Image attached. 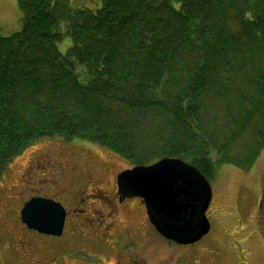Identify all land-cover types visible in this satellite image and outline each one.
Wrapping results in <instances>:
<instances>
[{
    "label": "trees",
    "instance_id": "16d2710c",
    "mask_svg": "<svg viewBox=\"0 0 264 264\" xmlns=\"http://www.w3.org/2000/svg\"><path fill=\"white\" fill-rule=\"evenodd\" d=\"M68 1L17 0L21 28L0 34V183L27 145L56 137L211 177L210 109L224 110L226 146H264V0Z\"/></svg>",
    "mask_w": 264,
    "mask_h": 264
},
{
    "label": "rangeland",
    "instance_id": "374dc122",
    "mask_svg": "<svg viewBox=\"0 0 264 264\" xmlns=\"http://www.w3.org/2000/svg\"><path fill=\"white\" fill-rule=\"evenodd\" d=\"M68 4L94 8L101 4V0H69ZM21 16L17 0H0V34L8 35L19 30ZM70 44L66 36L57 46L65 52ZM223 114L222 108L218 113L208 111L207 118L215 124H210L206 133L213 134V138L207 142L208 151L202 153L217 165L214 175L207 178L212 189L206 210L209 231L193 246L179 245L175 241L169 243L161 236H149L146 244L155 241V256L159 258L155 260L156 264H264V146L260 148V141L251 134L241 137L231 148L226 146L229 126ZM73 149L88 151L105 161L110 170L109 179L93 187L106 191L114 189V172L134 165L105 147L81 139L40 138L27 145L7 166L0 183V264H92L98 262L97 259L104 261V255L109 264H114L118 259L116 252L107 245L88 242L93 241L91 237L86 239L85 246L80 245L84 242L83 237L77 234L86 231L87 227L91 229L90 226L85 230L78 227L77 234L64 243L61 239L29 229L20 218V209L31 196L51 197L66 204L62 198L63 195L71 196L69 190L73 183L70 180L77 181L66 174L72 168L67 157ZM62 189L65 191L61 192ZM103 200L99 197L97 201L93 200L96 211L103 207L100 203ZM128 201L122 206V213L118 212L116 220L137 221L136 232H143L144 210L137 199ZM95 213H90L93 218ZM145 220L149 223L147 216ZM95 224L96 221L91 220L90 225ZM123 227H127L126 222ZM146 228L150 227L146 225ZM70 231L68 216L64 236L68 237ZM30 240L38 243L39 249L32 247ZM32 249L33 252L39 250V257L33 255Z\"/></svg>",
    "mask_w": 264,
    "mask_h": 264
},
{
    "label": "water",
    "instance_id": "95a60500",
    "mask_svg": "<svg viewBox=\"0 0 264 264\" xmlns=\"http://www.w3.org/2000/svg\"><path fill=\"white\" fill-rule=\"evenodd\" d=\"M122 196H139L149 221L165 238L192 244L209 231L206 210L212 197L207 177L178 156H163L150 164H134L116 175ZM29 229L58 236L65 219L63 205L46 196H31L20 209Z\"/></svg>",
    "mask_w": 264,
    "mask_h": 264
},
{
    "label": "flooded vegetation",
    "instance_id": "af4514ba",
    "mask_svg": "<svg viewBox=\"0 0 264 264\" xmlns=\"http://www.w3.org/2000/svg\"><path fill=\"white\" fill-rule=\"evenodd\" d=\"M67 161L72 164V168L66 174L72 175V177H75L77 181L74 182L73 180H70V182L73 183L71 190H69L71 191L69 193L71 196L66 197L63 195L62 199H65L66 204L64 201L60 202L65 209V219L62 232L58 236L40 234L51 238L61 239V241L65 243L77 234L76 229L78 227L82 229L84 227L85 230V227L90 226L91 229L87 227L86 231L77 234V236L83 237L81 240L84 242L80 245L85 246V242L88 241L86 239L91 237L93 241L88 242L94 243V245L105 244L112 251L116 252L118 259L115 260L114 264H156L155 260L158 261L159 258L155 256V241L151 240L150 243L146 244L148 237L151 235H154L155 237L161 236L169 241V243L175 242L161 235L150 221L149 223L151 225L146 222L145 219L146 216L148 218V215L142 199L138 196L129 197L119 194L116 183V175L118 172H114V189L112 188L111 190L106 191L100 189L99 187H93L94 185L97 186V183H104L105 179L108 180L110 170L104 160L91 155L88 151L82 152L81 150L73 149L71 154L67 157ZM62 191L65 190L62 189L61 192ZM98 197L99 199L104 200L103 202L100 201L103 207L96 211V209L93 208V200L97 201ZM131 199H137L144 210V217H142L143 232H136L139 225L137 221L127 219L116 220L118 212L120 214L122 213V206L130 202L128 200ZM92 211L96 212L94 216L95 218H93L92 214H90ZM68 216L71 219V231L68 233V237H66L64 235ZM91 220L96 221V224L90 225ZM124 222L127 223V227H123ZM146 225L150 228H146ZM200 239L192 244L179 245L193 246L197 244ZM30 244L32 247L37 249L40 247L38 243L31 242V240ZM92 254L95 257L97 255L95 252ZM33 255H37L36 257H39V250H34ZM102 258L104 261L97 259L98 262H93L92 264H109L108 257L106 255Z\"/></svg>",
    "mask_w": 264,
    "mask_h": 264
}]
</instances>
